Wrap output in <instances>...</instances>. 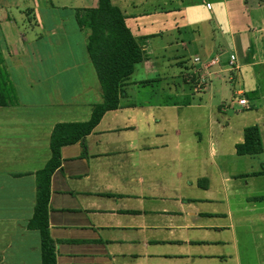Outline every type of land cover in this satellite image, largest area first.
I'll return each mask as SVG.
<instances>
[{
  "label": "crops",
  "instance_id": "crops-1",
  "mask_svg": "<svg viewBox=\"0 0 264 264\" xmlns=\"http://www.w3.org/2000/svg\"><path fill=\"white\" fill-rule=\"evenodd\" d=\"M152 1L149 9L124 13L144 61L125 83L119 108L107 112L84 140L61 148L48 211L56 262L264 264V175H253L264 167V151L236 152L244 130L253 125L264 146V87L253 75L264 67V0H222L226 43L235 52L230 57L236 56L233 68L224 66L218 48L214 56L204 49V58L192 62L188 53L205 20L192 24L189 34L195 36L187 43V23L170 17L178 14L185 21V7ZM98 5L99 0H0V264H42L40 231L29 223L38 174L52 157L53 129L88 122L103 102L87 50L90 32L77 19L79 11ZM217 32L214 28L216 40ZM170 48L177 54L164 56L183 70L185 83L199 77L212 82L214 76V88L207 80L194 89L209 95L210 104L185 103L184 87L169 82L152 86V80L163 78V68L154 64ZM215 57L221 62L212 72L206 65ZM232 70L241 74L243 89L232 92L228 108L238 105L236 97L246 98L250 107L241 112H253V119L238 128V141L228 150L223 135L232 126L214 117L211 101L228 94L222 75ZM243 70L253 71L247 81ZM137 73L144 77L134 79ZM154 94L161 99L153 101ZM225 107V101L216 105L219 115Z\"/></svg>",
  "mask_w": 264,
  "mask_h": 264
},
{
  "label": "trees",
  "instance_id": "trees-1",
  "mask_svg": "<svg viewBox=\"0 0 264 264\" xmlns=\"http://www.w3.org/2000/svg\"><path fill=\"white\" fill-rule=\"evenodd\" d=\"M126 18L113 0H99L97 8L85 9L77 14L79 25L90 32L87 50L102 87L103 102L94 106L88 122L58 124L53 129L50 145L52 157L38 174V199L34 217L29 223L30 229L40 231L42 264H57L55 241L49 232L48 211L51 176L61 168V148L84 140L107 112L119 108L120 99L125 95V83L133 75L136 66L144 61L143 49L128 28ZM2 65L0 56V75ZM263 151L260 128L257 125L247 127L244 141L236 146L237 154L255 156ZM253 175H264V167Z\"/></svg>",
  "mask_w": 264,
  "mask_h": 264
},
{
  "label": "rangeland",
  "instance_id": "rangeland-1",
  "mask_svg": "<svg viewBox=\"0 0 264 264\" xmlns=\"http://www.w3.org/2000/svg\"><path fill=\"white\" fill-rule=\"evenodd\" d=\"M77 1V0H75ZM86 1V0H83ZM119 1L121 0H113V3L122 8V11L124 13H126V15H128L127 13H131V12H139V11H143V9H149L151 7V4L153 3L152 0H123L122 4L119 3ZM134 1L135 3H137V5H140V8L138 9H134L133 7H131L130 2ZM140 2L142 4H140ZM250 4H254V2H256V0H250L249 1ZM148 3L149 5L147 6ZM168 8H172V9H177L178 7H185V14H184V18L186 19L185 21L180 20V18L178 17V14H176L175 16H170V17H176L178 18L179 23H187V26L184 27V33L183 35L185 36L186 42H190L189 40L192 39L195 35L189 34V31L192 30V24H197L199 23V21H204L202 23H200L199 26V32H195L196 34H199V36H201L198 41L195 42L194 46L191 47V52L188 53V57H191L192 62L196 57H203V55L201 54V52L206 49V50H211L213 51V56H214V50L216 48H218L220 54H224L223 55V62L225 63L224 66H228L227 62L229 63V59H230V55L231 54H235V52L233 51L232 48H230V45H228L226 42L229 40L226 32H229L228 30V17H227V11H225L224 5L222 0H168ZM145 4V5H144ZM263 15H264V9L262 11ZM217 16L218 17V23H219V27L218 25H216L215 21L216 19H214V17ZM264 17V16H263ZM214 28L217 29L219 32H217V36L219 34L218 40L215 39V33H214ZM224 35H223V33ZM237 33H242V35L245 34V31L240 30ZM246 34H249L246 31ZM258 33H254V35H257ZM263 33H260V35ZM222 37V38H221ZM260 37V36H259ZM262 38V36H261ZM239 40H243V37L237 39ZM225 47L226 50H223V48L221 49L220 46ZM231 49V50H230ZM264 53V48L262 47L261 49ZM223 51V52H221ZM177 54L176 49H167L166 52L162 53V59L160 61H156L154 65L157 64V66H160L161 68H163V72L162 70L160 72V74H163V78L161 79H155L152 80V86L157 89L160 88L162 86H165V84H167V82H169L170 86H177V87H184L185 89V95H183L182 97H180V99H182L183 101H185V103H192L194 104H202L204 105L205 103H209L210 104V100H209V95H204L200 90V92H195L194 89L196 88L197 85H199L201 82H203V78L199 77L198 78V82L197 83H185L183 81V77H182V72L183 70H179V68L177 66H175L174 64L170 66L169 60L165 58L164 55H169L172 56L173 54ZM161 56V54L159 53L158 56ZM197 55V56H196ZM230 67V66H229ZM232 68V67H230ZM256 72L253 71H242L243 75L245 77V80L247 81V77L248 74L253 72V75L256 74V79L258 80V83L261 87H264V67L263 68H256ZM214 68L212 69V72H214ZM176 76H180V78L176 77ZM223 81L222 84L225 87V89L228 90V94L225 96V98H221L219 101H211L212 102V106L214 105V117H218L220 120H222L224 124L229 123L232 126V131L225 133L223 136V142L225 143V146L227 148L228 146V150L231 147V143L234 141H238V137L236 136V131L238 130V128L245 124V123H251V120L253 119V112H241L242 108L239 105H233L230 108H228L229 104V97L230 95H232V92L237 93L239 89H243V81H242V76L240 73H238L235 70L229 71V72H225L223 75ZM142 77H144L143 75H139L137 73V75L134 77V79H141ZM161 77V76H160ZM169 77V78H168ZM173 79H170L172 78ZM178 78V79H176ZM229 78H231L232 80H230ZM168 79V80H166ZM208 80V84L210 85V87L214 88V76L211 78L212 82L210 81V79H205V82ZM217 80V79H216ZM1 83V80H0ZM217 83V82H216ZM202 84V83H201ZM206 85V83H204V85H201V87H204ZM181 93V92H180ZM155 96H152V100L156 101L157 99L160 100L161 97L157 96L156 94H154ZM237 95H235L236 97ZM165 98V96H163ZM238 99V97H236ZM175 98L173 96H170L168 98L169 102L171 103ZM225 101L226 106L225 110L226 112H224L223 114L219 115L218 114V110H216V105H219L221 102ZM231 102V100L229 101ZM250 118V120H249ZM253 123V122H252ZM239 166V165H238Z\"/></svg>",
  "mask_w": 264,
  "mask_h": 264
},
{
  "label": "built area",
  "instance_id": "built-area-1",
  "mask_svg": "<svg viewBox=\"0 0 264 264\" xmlns=\"http://www.w3.org/2000/svg\"><path fill=\"white\" fill-rule=\"evenodd\" d=\"M201 61V59L200 58H195L194 59V62L195 63H197V62H200ZM220 62H221V60H220V58L219 57H215L214 59H212V60H210V62L206 65V68L208 69V68H213L215 65H219L220 64ZM235 64H236V56H231L230 57V59H229V65H230V67H234L235 66ZM203 82H201L199 85H198V89L200 88H202L201 87V85H204V83H206L205 82V79L203 78V80H202ZM242 95V93H240V94H238V96H241ZM237 104L240 106V107H242L243 109H248L250 106H249V102H248V100L246 99V98H242V97H240V98H238L237 99Z\"/></svg>",
  "mask_w": 264,
  "mask_h": 264
}]
</instances>
